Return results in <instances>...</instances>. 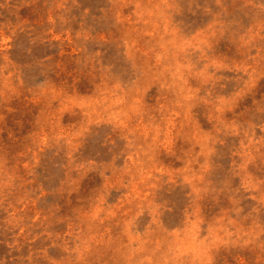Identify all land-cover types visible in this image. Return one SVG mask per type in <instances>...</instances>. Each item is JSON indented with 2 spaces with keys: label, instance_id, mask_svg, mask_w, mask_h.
<instances>
[{
  "label": "rangeland",
  "instance_id": "374dc122",
  "mask_svg": "<svg viewBox=\"0 0 264 264\" xmlns=\"http://www.w3.org/2000/svg\"><path fill=\"white\" fill-rule=\"evenodd\" d=\"M0 264H264V0H0Z\"/></svg>",
  "mask_w": 264,
  "mask_h": 264
}]
</instances>
